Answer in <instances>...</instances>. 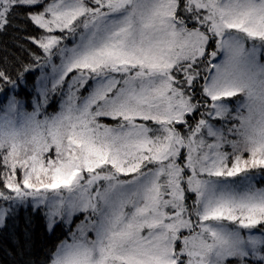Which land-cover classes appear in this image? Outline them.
Wrapping results in <instances>:
<instances>
[{
    "label": "snow or ice",
    "instance_id": "1",
    "mask_svg": "<svg viewBox=\"0 0 264 264\" xmlns=\"http://www.w3.org/2000/svg\"><path fill=\"white\" fill-rule=\"evenodd\" d=\"M0 264H264V0H0Z\"/></svg>",
    "mask_w": 264,
    "mask_h": 264
},
{
    "label": "trees",
    "instance_id": "2",
    "mask_svg": "<svg viewBox=\"0 0 264 264\" xmlns=\"http://www.w3.org/2000/svg\"><path fill=\"white\" fill-rule=\"evenodd\" d=\"M36 239H37V241H39L41 239L40 232L38 229L36 230Z\"/></svg>",
    "mask_w": 264,
    "mask_h": 264
}]
</instances>
